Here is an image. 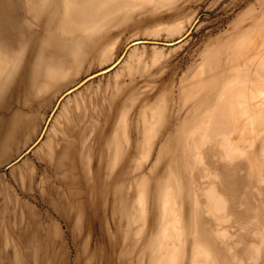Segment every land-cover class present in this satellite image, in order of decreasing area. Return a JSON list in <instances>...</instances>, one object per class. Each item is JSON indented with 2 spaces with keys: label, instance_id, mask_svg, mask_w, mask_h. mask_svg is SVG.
<instances>
[{
  "label": "rangeland",
  "instance_id": "rangeland-1",
  "mask_svg": "<svg viewBox=\"0 0 264 264\" xmlns=\"http://www.w3.org/2000/svg\"><path fill=\"white\" fill-rule=\"evenodd\" d=\"M66 4L0 0V264H264V114L215 106L264 0Z\"/></svg>",
  "mask_w": 264,
  "mask_h": 264
},
{
  "label": "bare ground",
  "instance_id": "bare-ground-1",
  "mask_svg": "<svg viewBox=\"0 0 264 264\" xmlns=\"http://www.w3.org/2000/svg\"><path fill=\"white\" fill-rule=\"evenodd\" d=\"M66 3H67L66 8L70 11L71 9H74V5H77L78 0H66ZM194 20L192 21V23L194 22ZM183 22H178V23L169 25L166 28L168 29L169 33L175 34L185 28ZM153 32H155V30ZM185 33L181 37H183ZM133 42L134 43L132 44V46L137 47L138 41L134 40ZM239 44L241 45V49L239 50V52L237 51V52H233V54H229V56L232 57L231 60L228 59L229 57L225 55L220 57V62L223 63V67H224L223 71L226 72V74H228L229 78L225 80V82H222V85H221L222 90L219 92V96H218L215 106H221L223 110H227V111H231V109H233V118H231L232 122L235 125H238V128L240 130H243L242 128L246 130L247 127H249V125H253L254 130H255L254 133L255 132L257 133L258 131H256L255 128L259 127L262 124L260 123V119L262 118V115L264 114V87L263 85L259 84V82H256V81L251 82V83H249L250 81L248 82L243 81L242 83H239V81L243 77V72H241V70L245 66V60H244L245 56L251 58V60L254 62L252 66L249 68L248 74H253V75L256 74L259 77H264V28L261 30H258L254 38H244L242 42H240ZM120 55L118 56V58L120 57ZM117 59H115L113 63H111L110 65L114 64ZM6 60H7V56L0 47V73H2ZM238 61H243L244 63H237ZM230 62H233L232 66L230 65ZM237 71L239 73L241 72V75ZM83 79H81L77 84H79ZM213 126H214L213 121L211 119L208 121L203 119L199 124H197L196 131L197 129H199L200 131V128L201 129L203 128L204 131L202 133L204 134L205 137H208L211 130L214 129ZM261 126H264V125H261ZM260 128H263V127H259V130ZM199 134L201 133L194 132L193 138L195 137L198 138ZM249 134L253 135L252 132L251 133L249 132ZM202 138H203V135H202ZM124 186L126 188V194H127L126 200H131L132 190L135 186V183L132 180H128L127 182L124 183ZM170 211H173V210H170ZM127 212L130 213V206L128 207ZM170 213L171 215H173L172 212ZM173 213L175 214V211H173ZM167 215L169 216V218H171V216L169 215V212L167 213ZM179 222L180 220L177 218L175 220V223L179 225ZM170 225L172 224L170 223ZM170 228L171 227H168L167 231H170L171 230ZM172 232L173 233L176 232V235L172 233L174 235V238H179L178 232H180V227L174 226ZM167 236H168L167 238L168 244L163 245V249H164L163 252L165 253L170 252L171 249L173 251V247L176 245V244L172 245L169 242L171 238L169 237V235ZM165 263H166V260H165Z\"/></svg>",
  "mask_w": 264,
  "mask_h": 264
},
{
  "label": "water",
  "instance_id": "water-1",
  "mask_svg": "<svg viewBox=\"0 0 264 264\" xmlns=\"http://www.w3.org/2000/svg\"><path fill=\"white\" fill-rule=\"evenodd\" d=\"M137 41H138L139 43H141V42H144V41L147 42V41H152V40H150V39H139V40H137ZM154 41H157V40H154ZM157 42H158V41H157ZM175 42H177V41H176V40H173V41H171V42H166V43H175ZM133 43H134V42H132V43L130 44V46H131ZM116 64H117V62H115L114 64L109 65V66H107V67H105V68H103V69H101V70H99V71H96V72H94V73L88 75V76L85 77V78H84L79 84H77V85L73 86L72 88H70L69 90H67L62 96H65V95H67L68 93L72 92L73 90L79 88V87L82 86L84 83H86L87 81L91 80L92 78L97 77V76H99V75H102V74L108 72V71L111 70Z\"/></svg>",
  "mask_w": 264,
  "mask_h": 264
},
{
  "label": "crops",
  "instance_id": "crops-1",
  "mask_svg": "<svg viewBox=\"0 0 264 264\" xmlns=\"http://www.w3.org/2000/svg\"><path fill=\"white\" fill-rule=\"evenodd\" d=\"M94 78H95V77H94ZM92 79H93V78H92ZM89 81H90V80H89ZM87 82H88V81H87ZM84 84H85V83H84ZM71 88H72V87H71ZM66 91H67V90H66ZM66 91H65V92H66ZM65 92H64V93H65ZM64 93H63V94H64ZM68 94H69V93H68Z\"/></svg>",
  "mask_w": 264,
  "mask_h": 264
}]
</instances>
